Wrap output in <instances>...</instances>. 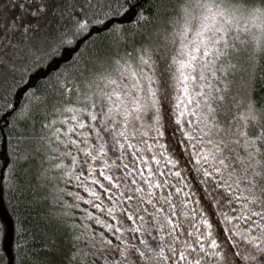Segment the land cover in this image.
I'll list each match as a JSON object with an SVG mask.
<instances>
[{
	"label": "snow or ice",
	"instance_id": "6c2138e0",
	"mask_svg": "<svg viewBox=\"0 0 264 264\" xmlns=\"http://www.w3.org/2000/svg\"><path fill=\"white\" fill-rule=\"evenodd\" d=\"M148 3L150 13L140 0H0V138L7 141L5 130L15 117L23 174L16 179L41 189L37 215L45 231L63 230L64 247L55 234L41 247H51L60 264H209L226 259L221 242L233 249L229 255L241 256L233 241L239 237L261 254L243 259L264 264V108L257 112L245 105L247 111L238 115L240 100L233 90L234 73L251 67L253 48L264 73V0ZM125 23L141 30L123 28ZM121 33L131 50L121 44ZM179 42L186 46L177 53ZM66 113L71 116L61 124L68 126L54 128ZM137 134L144 148L132 143ZM54 139L67 151L53 148ZM173 142L176 152L168 147ZM205 145L208 151L202 150ZM61 156L71 157L72 171L63 169ZM181 160L192 180L201 174L199 197L184 190L190 185ZM11 164L5 151L0 198ZM64 177L91 197L67 193L100 213H86L91 224L68 228L70 209L79 205L63 207ZM168 177L183 187L170 184ZM166 188L175 193H164ZM174 194L184 197V208L192 206L195 231L179 222ZM224 208L232 215L222 211L223 221L216 220V211ZM182 215L189 218L187 212ZM221 224L232 227L221 229L225 237L218 241L213 229ZM0 233L6 241L3 226ZM16 243L13 238L11 264ZM0 252L4 264L8 248L2 242ZM37 264L53 262L37 257Z\"/></svg>",
	"mask_w": 264,
	"mask_h": 264
},
{
	"label": "trees",
	"instance_id": "16d2710c",
	"mask_svg": "<svg viewBox=\"0 0 264 264\" xmlns=\"http://www.w3.org/2000/svg\"><path fill=\"white\" fill-rule=\"evenodd\" d=\"M42 2V0H39ZM6 4H11L12 0H5ZM140 4L148 10L150 13L152 11L151 6L148 3V0H140ZM34 10V9H32ZM23 15V13H21ZM126 20H130L131 17H126ZM144 20V14L141 15V22ZM123 28H134L137 31H140L139 27L135 24L125 23ZM107 35V33H105ZM94 40H98V37H93ZM120 42L121 44H128V50H131V42L126 41L124 39L123 33L120 34ZM66 54L65 59H67ZM123 55V52H121ZM260 59L259 53L258 57L256 56L254 69L251 72V77L248 78L246 82V86L248 88L247 99L248 103L253 106L254 109L259 112L260 108H264V73L259 71L260 68ZM53 67L55 64L52 65ZM43 72L37 73V76H43ZM36 82V77H33L32 83ZM15 91V90H14ZM23 91V89H21ZM99 103V102H98ZM259 106V108H257ZM71 116L70 113H66L63 116H59L56 118V122L53 124V127H59L63 130L64 127L68 125H62L61 121L69 119ZM83 118V116L81 117ZM20 119H24V116H21ZM71 123V121H69ZM11 127L7 128L5 131L7 133V141L5 142L3 138H0V157H2L7 152L8 155L12 157V164L10 165L8 171L4 174V192L2 198H0V226H3L6 229L7 240H3V234L0 233V242H2L4 247L8 248V259L4 262V264H11V257L13 255L12 247H13V238L17 241L15 245L16 249V259L15 264H22L25 259L27 261H31L32 264H37V257L40 260L47 259L52 261L53 264H60V256L51 255V247L42 248L41 245L45 244L50 240L51 236L55 234L57 241L61 243V246L64 247V237L63 230H55L54 227H49L47 231H45L44 227L38 223V215L37 213L40 211L38 208V204L40 200L43 199L41 197V189L35 187V185H28L27 183L21 184L20 181L16 179V175L19 173L23 178V174L21 173V169L18 167L17 155L19 154V146L16 143L17 137L13 134V129L19 130V126L17 124V119L15 117L12 118ZM61 139H67L64 136H61ZM175 146V145H174ZM53 148H58L60 151L65 152L67 149L64 148L63 145H58V143L53 141ZM177 151V150H176ZM16 152V155L13 153ZM75 153V149H73ZM55 155V153H53ZM114 158L113 154L109 152V162L111 163V159ZM186 158V156H185ZM127 161V160H126ZM183 161V160H182ZM59 162L62 164L63 169L68 171V167H70L71 157L61 156L59 158ZM118 164L119 160L116 161ZM20 164H23V161H19ZM27 172V169L23 170ZM115 171V170H113ZM34 174V172H33ZM28 179H31V175L28 176ZM40 177H37L39 180ZM195 186V185H194ZM60 187L64 189V202L63 207L66 208L67 205H71L73 203H78V207L75 209H70L73 212V218L68 221V228L73 229L76 228L78 224L89 225L92 221L87 219L86 213L88 211H92L94 215H100V213L96 212L89 205L85 204L83 201L76 202L73 199V196L67 195V193H79L81 196L85 198V200H90L91 197L87 195L82 189L77 188L76 181L69 180L67 177H64L60 182ZM92 187H94L92 185ZM196 192L200 195L197 187ZM30 189V190H29ZM50 199V198H49ZM150 210L149 205H145ZM54 215H60L59 213H54ZM147 218V217H146ZM147 226V225H145ZM132 243H136L135 240ZM31 249V251H29ZM25 254H27L25 256ZM0 255H3L0 252ZM235 264H249L243 260L235 261Z\"/></svg>",
	"mask_w": 264,
	"mask_h": 264
},
{
	"label": "rangeland",
	"instance_id": "374dc122",
	"mask_svg": "<svg viewBox=\"0 0 264 264\" xmlns=\"http://www.w3.org/2000/svg\"><path fill=\"white\" fill-rule=\"evenodd\" d=\"M193 23H195L198 27L199 25V20H194ZM181 38L177 37V40L180 41ZM195 39V33L193 32L191 34V37L190 39L186 42L188 45H190L192 43V40ZM185 43L184 42H179L176 44V48H177V53L179 52V49L182 48V47H185ZM256 56L258 57V52L255 50V48H253L251 50V58H252V65L251 67L247 70V72H243L241 73V70L240 69H237L236 72L234 73V75L237 76V80L235 81V86H234V91H236L239 95V100H240V109H239V112H238V115H243L245 113V111H247V108L244 107L245 105H251L248 103V97H247V93H248V88L246 86V81H248V78L251 77V72L252 70L254 69V64H255V60H256ZM173 83H175V80H173ZM178 94V93H176ZM173 100H174V97H173ZM252 106V105H251ZM191 107V106H190ZM253 108V106H252ZM254 109V108H253ZM188 119H191L193 121V123L195 124L196 123V120H195V117H189ZM188 131L190 132H193V134H195V131L196 129L195 128H191L189 127L187 129ZM143 131V129H142ZM177 135L179 136L180 133L178 132ZM149 143H152L151 140H148ZM132 143L134 144H137L138 147L140 148H144L145 145L142 143L141 141V137L139 134L136 135V138L134 140H132ZM174 142L173 143H170L168 145V147L170 149L173 150V152H176V149H175V146H174ZM198 148H200L201 146L200 145H197ZM210 149V146L209 145H205L203 146L202 150L203 151H208ZM158 151V149H157ZM145 155H151V153H145ZM186 158H187V153L185 154ZM127 162V161H126ZM70 165H71V162H69ZM183 163L184 161L181 160V168L180 170L182 171V174L185 176V177H188V182H189V185L190 187L188 189H184L185 191H193V192H196V188L195 186L197 187V184H196V181H198L201 177V174L200 173H195V176H196V180H192L191 176L189 175V172L187 170H185V168L183 167ZM152 167L155 169V165H152ZM68 171H72V168L71 166L67 168ZM160 170L161 171H164L165 170V163L163 160H161V165H160ZM163 179V178H161ZM169 179V183L170 184H175L177 187H183V185L178 181L177 178L175 177H168ZM77 183V182H76ZM195 185V186H194ZM89 187H92V185H88ZM146 187V185H145ZM168 191H172L173 193H175V189H171V188H166L163 190L164 193L168 192ZM159 195H162L163 193H159ZM215 194V193H214ZM196 195L197 197H199V195L197 194L196 192ZM208 199H211V197H209ZM217 199H219V197H217ZM183 200H184V197L182 195H173V201L174 203L176 204L177 206V212L181 214V219H180V223L184 226V228L188 231H195V229H193L191 227L192 223H194L190 217H191V205L189 206V208H184L183 207ZM213 203H215V201H213ZM145 207V205H144ZM151 208V206H150ZM152 210V209H151ZM197 210L199 211V206H197ZM222 211H229L227 208H224V209H218L216 211V216H215V219L216 220H220V221H223V216L220 215V212ZM189 213V218H184L183 217V213ZM229 215H232V213L229 211ZM135 226V225H134ZM146 228L148 226H145ZM232 226L231 225H224V224H221L219 226H214V234H215V237L218 239V241H223L224 237H225V233L221 230L223 228H231ZM154 230V229H152ZM257 235H259V232L256 233ZM233 241L236 245L235 247V251L236 252H240L241 253V256L237 257V256H232V255H229L228 253L231 252L233 249L226 243H223L221 242V246H220V251L224 253L226 259L225 260H220V259H210L209 260V264H235V261L238 262L239 260H243L245 262H248L249 264H256V260L255 259H249V260H244L243 259V256H249L250 254H254L256 259H260L261 258V254L259 252H257L254 248H252L250 245H248L246 242H243L241 240V238L239 237H234L233 238Z\"/></svg>",
	"mask_w": 264,
	"mask_h": 264
}]
</instances>
